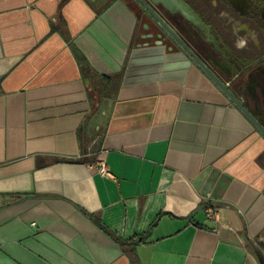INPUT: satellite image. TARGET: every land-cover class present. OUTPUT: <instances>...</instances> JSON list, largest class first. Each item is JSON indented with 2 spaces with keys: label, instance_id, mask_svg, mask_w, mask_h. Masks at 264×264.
I'll return each mask as SVG.
<instances>
[{
  "label": "crops",
  "instance_id": "obj_1",
  "mask_svg": "<svg viewBox=\"0 0 264 264\" xmlns=\"http://www.w3.org/2000/svg\"><path fill=\"white\" fill-rule=\"evenodd\" d=\"M156 26L134 0H0V264H262L264 134Z\"/></svg>",
  "mask_w": 264,
  "mask_h": 264
},
{
  "label": "flooded vegetation",
  "instance_id": "obj_2",
  "mask_svg": "<svg viewBox=\"0 0 264 264\" xmlns=\"http://www.w3.org/2000/svg\"><path fill=\"white\" fill-rule=\"evenodd\" d=\"M144 1L176 27L234 97L248 94V83L264 93V0Z\"/></svg>",
  "mask_w": 264,
  "mask_h": 264
},
{
  "label": "water",
  "instance_id": "obj_3",
  "mask_svg": "<svg viewBox=\"0 0 264 264\" xmlns=\"http://www.w3.org/2000/svg\"><path fill=\"white\" fill-rule=\"evenodd\" d=\"M140 9L146 12L161 28H163L170 37L178 44V46L183 49L191 59L208 75L216 85L245 113V115L258 127L264 134V123L260 122L255 118L252 113H250L228 90L226 85H224L216 76V74L205 64V62L199 58V56L194 52V50L183 40L176 27L172 24L163 20L156 11L144 0H134Z\"/></svg>",
  "mask_w": 264,
  "mask_h": 264
},
{
  "label": "trees",
  "instance_id": "obj_4",
  "mask_svg": "<svg viewBox=\"0 0 264 264\" xmlns=\"http://www.w3.org/2000/svg\"><path fill=\"white\" fill-rule=\"evenodd\" d=\"M77 56L81 57V53L78 49H74ZM106 233H108L123 249H126V247L130 244H133L136 241L142 240L141 237H131L129 239H122L115 235L112 231H110L107 227L104 225L97 223Z\"/></svg>",
  "mask_w": 264,
  "mask_h": 264
},
{
  "label": "built area",
  "instance_id": "obj_5",
  "mask_svg": "<svg viewBox=\"0 0 264 264\" xmlns=\"http://www.w3.org/2000/svg\"><path fill=\"white\" fill-rule=\"evenodd\" d=\"M95 168L101 174H108L106 162L103 158L99 160ZM206 213L209 218L218 219L217 211L213 207H206Z\"/></svg>",
  "mask_w": 264,
  "mask_h": 264
},
{
  "label": "rangeland",
  "instance_id": "obj_6",
  "mask_svg": "<svg viewBox=\"0 0 264 264\" xmlns=\"http://www.w3.org/2000/svg\"><path fill=\"white\" fill-rule=\"evenodd\" d=\"M251 245L262 264H264V240H256Z\"/></svg>",
  "mask_w": 264,
  "mask_h": 264
}]
</instances>
